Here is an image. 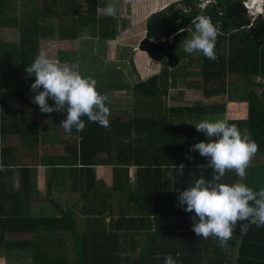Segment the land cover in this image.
Instances as JSON below:
<instances>
[{"label": "trees", "instance_id": "obj_1", "mask_svg": "<svg viewBox=\"0 0 264 264\" xmlns=\"http://www.w3.org/2000/svg\"><path fill=\"white\" fill-rule=\"evenodd\" d=\"M230 1L217 0L215 4L206 6L204 13L218 15V11H222L224 5ZM28 5L29 8L18 9V0H0L2 79L22 82L33 80V76L20 77L19 74L31 65L38 54L39 39L52 36L56 27L58 35L64 37L67 26L74 25L76 28L92 23L94 27L97 26V35L104 38L108 35L105 23L114 20L113 17L97 18L95 0H30ZM54 18L60 20L59 25H54L52 21ZM258 23L264 27L263 18H258ZM75 28L72 29L73 39L78 36ZM262 38L263 43L259 45L246 37L240 29L230 31L226 39L215 47L217 59L210 60L202 54L200 62L203 80L214 82L203 88L205 97L219 93L221 89L219 82L225 79L226 74L253 79L255 87L244 89L246 117L228 122L236 124L242 133H250L258 144V151L246 169L242 181L254 190L264 187V32ZM62 51L64 50H60L58 55L60 61H62L60 54H64ZM156 80L157 77L152 75L144 81L137 82L133 85V93L139 98L153 96L158 90L155 86ZM27 88L28 85H20L10 90H2L1 133L4 132L5 126L12 128L19 124L18 120L20 122L22 117L17 116L19 106L17 107L16 103L22 99ZM50 102L54 104L51 98L48 99V103ZM20 111L23 113V109ZM222 111L223 106L216 110L189 105L170 108L157 116L111 115L108 127L89 122L86 116L82 117L85 129L78 132L73 128L71 133L76 134L74 139H63L58 142L62 144L61 153L42 156L41 164L51 170L45 180L47 200L58 206L52 198V192L61 187L63 175L61 172L66 171L65 167L78 172L76 179L71 181V187L78 186L88 193L95 189L96 184L93 166L110 163L113 165L111 189L126 195L137 208V211L128 215L121 213L118 218L124 235L121 243L124 244L125 236L131 235L132 231L138 232L141 229L147 231L145 243L137 254L138 264H163V259H156L157 254L161 257L171 254L178 259L179 264H264V227L257 228L251 225L247 234L241 236L240 228L237 226L228 241V249L224 250L215 237L208 239L198 237L192 229L194 221L189 223L181 218L187 211L184 210L186 205L181 206L179 203L181 190L178 187L171 190L160 189L164 170H171L172 174L179 175L181 173L175 165L179 166L181 163L184 164L183 175L198 179L202 174L210 179L214 174L210 167L203 169L199 167L208 165V159L201 156L198 151H190V148L195 143L206 140L204 133L198 132L194 126L198 119L205 113ZM65 114L66 109L57 112L60 122L66 118ZM181 131L192 136L194 133V137L178 138L177 133ZM19 134L22 137V144L32 143L24 132L20 131ZM114 147L120 150V155L116 154L115 157L112 155ZM178 148H183L185 153L178 154ZM15 150L12 146L0 145V174H3L6 167L19 165V189L9 193L14 201L23 194H30L31 190L29 180L31 168L27 163H18L14 156L9 157V153ZM130 165L136 166L132 187L127 184ZM226 173L233 176L229 184L237 181L235 171ZM191 186L192 183L189 187ZM149 217L156 223L162 217L167 218L169 222L150 230ZM177 218L180 221H177ZM145 220L147 223H144ZM4 222L2 233L7 230L31 235V238L21 239H5L0 236V249H4V252L0 253L5 257L6 264H128L129 254L117 250L105 251L104 247L100 246L99 249L74 254L49 251L53 247L46 244L56 240V236L65 233L66 230L71 232L74 230L73 216L66 210H59V213L54 215L10 214L7 219L3 218L0 224ZM107 237H115L114 241L118 244L117 234L108 233ZM16 248L18 249L15 250ZM23 255L29 256L28 262L20 261Z\"/></svg>", "mask_w": 264, "mask_h": 264}, {"label": "crops", "instance_id": "obj_2", "mask_svg": "<svg viewBox=\"0 0 264 264\" xmlns=\"http://www.w3.org/2000/svg\"><path fill=\"white\" fill-rule=\"evenodd\" d=\"M177 0H95L97 18L113 17L108 14L106 8L109 4L117 8V16L112 22L105 23V30L108 34L101 38L97 35V26L88 24L83 26L69 25L65 29L64 37L58 35L57 27L53 30L52 36L41 37L38 41V53L43 51L49 57L58 58L59 51L64 50L62 63L73 66L84 76H92L97 81L99 92L108 95L107 106L111 115H134V116H157L173 107H183L197 105L221 109L222 112L205 113L198 120L205 118L216 120L225 119L236 120L246 117V101L244 94L237 98L230 97L234 88L233 75L226 74L225 79L220 81V91L208 97L203 94V88L213 84L212 80H203L201 64L190 71H179L181 61L176 59V63L166 67L162 59L153 60L147 53L138 47L140 39L144 36L145 20L147 16L155 11L163 10L167 5ZM30 0H18V8H29ZM55 26L60 24L58 18H54ZM7 27V26H6ZM76 29L77 37L73 39L72 29ZM175 49V46L174 48ZM152 66L151 70L143 69L145 66ZM85 71V72H84ZM22 76H33L26 73ZM155 75L157 80L155 86L158 87L156 93L146 98L136 97L132 91L133 85L144 81L146 78ZM34 77V76H33ZM257 78V77H256ZM33 80L11 81L0 78V95L2 90L28 85L22 99L16 103L18 107L17 116L20 118L16 126L4 127V132H0V145L12 146L16 150L9 153L14 156L18 163L29 164V180L31 182L30 194H23L14 201L9 195L10 191L19 189L18 167H6L3 174H0V219L10 214L22 215H54L59 210H66L71 213L74 219V230H66L65 233L56 236V240L46 244L53 247L49 251L76 253L79 251H92L94 248L103 250H117L120 253L129 254L128 264H138L137 254L145 243L146 229L138 232H130L125 236L126 240L121 243L123 229L120 228L118 220L121 213H132L137 211L136 205L128 200L126 195L112 188L113 165L96 164L93 166L95 175V189L85 193L78 186L71 187V181L75 180L78 172L65 167V172H61V187L52 192V198L58 206H54L47 200L45 195V180L47 173L51 170L41 164L42 156H53L62 152V144L58 143L63 139H74L75 133H67L60 125L59 116L56 111L51 113L41 112L39 105L33 102L36 94L31 89ZM30 84V85H29ZM153 87V85H150ZM252 89V88H250ZM244 93V92H243ZM7 99H9L7 97ZM49 105H54L49 103ZM23 109V113H21ZM2 106L0 103V114ZM129 112V113H126ZM67 114V113H66ZM66 114L64 117H66ZM57 115V116H56ZM24 116V117H23ZM198 121V122H199ZM24 132L30 143L22 144V137L19 132ZM196 134V133H195ZM178 138L191 139V134L181 131L177 133ZM205 135V134H204ZM207 140V137L205 135ZM24 145V146H23ZM113 156L120 155V150L114 147ZM177 153H185L183 148H178ZM78 168V167H77ZM136 175V166H128L127 184L133 186ZM207 179V176H204ZM211 178V177H210ZM232 175L225 174L222 182L230 183ZM196 178L189 175L172 174L171 170H164L161 178V190L178 187L181 192L185 190ZM237 181L243 183V178L238 176ZM234 181L233 183L237 182ZM58 192V194H57ZM82 193V196H80ZM157 209V204H155ZM181 216V215H179ZM193 212H186L181 218L187 222H193ZM151 220V229L158 225L168 223L169 220L160 217L158 223ZM198 219V218H197ZM0 220V223H1ZM177 221H180L177 218ZM144 223H147L145 220ZM137 224V223H136ZM4 224H0V236L5 239L31 238L25 232L2 233ZM8 223L6 224V226ZM114 232V233H112ZM117 234L118 244L114 238L107 237V234ZM107 238V239H106ZM4 245V244H3ZM4 252V249H0ZM5 259V257H3Z\"/></svg>", "mask_w": 264, "mask_h": 264}, {"label": "clouds", "instance_id": "obj_3", "mask_svg": "<svg viewBox=\"0 0 264 264\" xmlns=\"http://www.w3.org/2000/svg\"><path fill=\"white\" fill-rule=\"evenodd\" d=\"M106 11L116 18L115 5L109 4ZM192 24L195 30L184 41V51L198 52L216 60L215 47L220 30L212 18L204 14L194 17ZM25 71L35 77L30 87L36 93L33 102L39 105L41 112L66 109V118L60 122L65 132L71 133L73 128L82 132L86 126L82 119L85 116L89 122L109 126V97L98 91L97 81L92 76L82 75L73 66L49 57L43 51L35 56ZM49 98L54 100V105H49ZM194 126L206 135L207 140L195 143L190 151H198L206 157L208 165L199 167H210L214 174L210 179L201 174L191 187L179 193V203L186 205L185 211L194 212L192 229L198 237H215L219 246L227 250L228 241L237 226L241 236L247 234L251 225L264 227V187L254 190L239 181L232 184L222 182L227 171H235L237 176L245 177L246 169L258 151V144L250 133H242L236 124L225 119L205 118ZM175 166L183 175L184 164ZM156 259H163V264H179L171 254L163 257L157 254Z\"/></svg>", "mask_w": 264, "mask_h": 264}, {"label": "water", "instance_id": "obj_4", "mask_svg": "<svg viewBox=\"0 0 264 264\" xmlns=\"http://www.w3.org/2000/svg\"><path fill=\"white\" fill-rule=\"evenodd\" d=\"M204 14L210 16L213 23L220 30L217 45L222 43L228 33L233 30L246 28L243 32L259 45L263 43L262 33L264 27L251 23L249 10L241 0H234L225 4L219 15L206 14L193 6V0H177L167 5L163 10L150 13L145 20L144 36L140 39L138 47L153 59L165 58L169 65L176 63L171 51L176 43L194 29V17ZM256 37L259 41H256Z\"/></svg>", "mask_w": 264, "mask_h": 264}, {"label": "rangeland", "instance_id": "obj_5", "mask_svg": "<svg viewBox=\"0 0 264 264\" xmlns=\"http://www.w3.org/2000/svg\"><path fill=\"white\" fill-rule=\"evenodd\" d=\"M264 3V0H263ZM263 5V4H262ZM19 9V8H18ZM263 12H264V6L262 8ZM12 10H10L11 12ZM19 11V10H18ZM258 18H263L264 19V13H262V15H258ZM191 34H187L186 36H184L182 38V40L178 41L175 45V49H172L171 54L173 56V58H175V60H180L181 61V65L178 67V70L183 71V72H187L190 70L195 69V67H197L201 62V58H202V54L201 53H187L184 51L183 48V43L186 39L190 38ZM164 66H168V62L167 60L164 58V60L162 61ZM143 69L145 70H151L152 66H145ZM85 72V71H84ZM95 79V78H94ZM233 79V84H234V88L233 91H231L232 93L230 94V97L232 98H237L242 96V94H244V89L246 88H254V84L252 83V78H243L240 77L238 75H233L232 77ZM256 80V78H254ZM129 113V112H126ZM58 191V190H57ZM58 194V192H57ZM18 248H16L15 250H17ZM25 251V250H23ZM4 256L0 253V264H6V259L3 258ZM69 257V256H68ZM29 256L28 255H23V257L20 258L21 262H28L29 261Z\"/></svg>", "mask_w": 264, "mask_h": 264}, {"label": "built area", "instance_id": "obj_6", "mask_svg": "<svg viewBox=\"0 0 264 264\" xmlns=\"http://www.w3.org/2000/svg\"><path fill=\"white\" fill-rule=\"evenodd\" d=\"M216 0H193V6L197 9L203 10L205 9L206 6H209L211 4H215ZM242 2L245 4V6L248 8V3H250V0H242ZM264 4L262 5L263 8ZM260 12H254L253 10L249 9V16L251 17V23L254 21L255 18L258 17V15H262L264 13L262 11ZM221 13V12H218Z\"/></svg>", "mask_w": 264, "mask_h": 264}, {"label": "bare ground", "instance_id": "obj_7", "mask_svg": "<svg viewBox=\"0 0 264 264\" xmlns=\"http://www.w3.org/2000/svg\"><path fill=\"white\" fill-rule=\"evenodd\" d=\"M262 4H264L263 0H250V3H248V8L253 10L254 12H260Z\"/></svg>", "mask_w": 264, "mask_h": 264}, {"label": "flooded vegetation", "instance_id": "obj_8", "mask_svg": "<svg viewBox=\"0 0 264 264\" xmlns=\"http://www.w3.org/2000/svg\"><path fill=\"white\" fill-rule=\"evenodd\" d=\"M217 1V0H216ZM234 0H231L229 3H231V2H233ZM242 1V0H241ZM216 3V2H215ZM229 3H227V4H229ZM218 12H221L222 13V11H218ZM221 13H219V15L221 14ZM253 24H259L258 23V19L257 18H255L254 19V21L252 22ZM240 30H242V32H246L247 31V29L246 28H243V29H240ZM264 32V31H263ZM263 34V33H262ZM262 36V35H261ZM256 41H259V38L258 37H256Z\"/></svg>", "mask_w": 264, "mask_h": 264}]
</instances>
